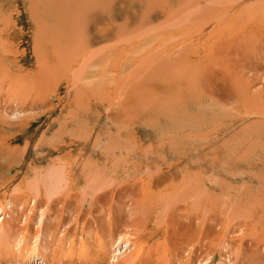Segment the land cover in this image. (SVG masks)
Wrapping results in <instances>:
<instances>
[{"label": "rangeland", "instance_id": "374dc122", "mask_svg": "<svg viewBox=\"0 0 264 264\" xmlns=\"http://www.w3.org/2000/svg\"><path fill=\"white\" fill-rule=\"evenodd\" d=\"M169 1H174L175 6H168L166 10L175 13L176 17L172 16V20H165L163 17L164 19L158 18L146 23L140 20L145 11L142 0H131L126 6L129 11L127 17L114 19L113 29L109 28V31L113 30V33L115 31L118 36L110 37V41L90 45L86 43V47L91 50L88 51L89 48L84 47L85 38H79L77 34L87 35L89 23L93 24L97 21L91 19L89 14L87 19L84 18L85 21L83 19L84 22L77 17L76 9L74 6L73 9L71 7L73 0H0V84L3 83L0 85V244L2 243L0 246L7 245L4 247L7 250L12 247L10 255L6 252L0 253V264L27 262H29L27 264H37L39 259L33 260L35 249H40L47 255L48 264L51 262L49 258H52L57 250L60 252L57 261H54L57 264H91V258L87 259L91 251H93L92 258L100 259L96 261L93 259L94 263L107 261L102 264L119 263V260H124L128 254H133L135 257L131 264H199L200 262L264 264V225L261 224H264V212H262L264 211V68H262L264 66L260 67V61L256 59L259 54L264 53V50H260L256 57L253 55L252 42L250 41V44L246 42L248 39L245 41L239 39L231 44V36L234 37L240 29L237 31L232 24V17L238 15V12L234 10L229 14L226 13V7L231 3L228 0H195L196 5L191 8L186 5L188 0L167 2ZM246 5L250 6L249 3L240 5L239 10L246 8ZM207 6L210 10L215 8V15H219L215 16L205 29L201 25L206 23L211 13ZM31 7L33 9L37 7L33 10L36 12H32ZM194 7L198 11L193 9ZM220 7L223 9L221 13H219ZM201 10L205 13L209 12L205 14L204 19L198 16ZM259 12L263 13L261 9ZM219 16L227 22L218 20ZM225 22L231 23L232 28L229 29L230 25H226ZM73 25L80 26L76 35ZM147 25H150V32ZM164 27H167V32L168 27L173 28L175 32L173 29L168 34L162 31L166 36L170 35L167 38L157 30L158 28L164 30ZM103 28L107 27L99 25V29ZM232 29L235 31L230 32ZM148 32H153V36ZM69 33L72 35L68 36ZM97 33L102 34L103 31ZM144 34L146 36L142 37ZM147 34L154 39L155 42L153 40L150 42H153L151 45L155 48L151 47L149 42L145 43V38L149 37ZM195 34L198 36L192 38L191 45L197 40L200 42L203 38H206L203 39L206 44L217 42L219 37L221 43L231 44L230 46L228 43L227 49L218 53L221 55L216 57L218 58L216 64L213 65V60L207 61L209 76L214 78L210 79L209 76L204 78L208 84L202 80L204 77L201 75L202 71L201 73L197 71V76L198 65L192 48L193 53L189 55V63L186 64L188 72L184 71L181 74L180 70L185 68L184 65L177 67L168 64L167 67L161 62L162 56L166 57L161 47L166 44H161L162 46L159 47L158 42L166 41L168 45L179 37L184 40ZM69 37L76 43L72 42L67 46L65 42ZM163 37L168 41L166 39L162 41ZM211 37L214 39L209 40ZM141 40L144 41L143 44ZM198 41L197 46L200 45ZM119 44L122 46L120 47ZM220 44L217 48L222 49ZM75 45L79 47L78 53L83 50L88 58L92 57L89 62H93L96 67L90 68L88 65L84 67L82 66L84 62L77 63L78 67H76L74 59L70 60L69 65L66 64L67 60L60 61L61 58L58 56L63 58L66 51L73 49L77 51ZM125 45L127 48L131 47L127 49ZM122 47L126 53L128 50L129 52L126 54ZM122 49L124 53L121 52ZM204 49L206 46L199 48V50ZM100 57L102 60L97 59ZM138 57L144 58L146 68ZM151 59L154 60L153 64L158 61L156 67L151 64ZM98 60H100L99 64ZM130 60H135L131 62L132 65L129 64ZM219 60L222 61L219 63ZM53 64L55 70H50V74L47 69ZM217 65L225 66L227 70L224 69L222 72V67L220 66V71ZM213 71L219 73L217 76L220 78H216ZM99 72L103 74L102 76L104 74L106 76L101 78ZM77 73L81 77L75 81ZM98 75L99 79H97ZM85 76L86 80L83 79ZM136 77L140 80L138 81ZM219 80L222 84L217 82ZM80 86L84 89L79 90ZM240 87L247 89L239 90ZM184 88L185 90H182ZM190 92L193 97L203 102L196 105L193 97L189 96ZM214 92H218L219 95ZM241 92H244L242 96ZM139 147L143 154L140 156L141 159L119 155L121 149L136 150ZM59 148L64 149L59 150ZM93 148L97 151L90 160L89 150ZM75 149H78L79 153H75ZM84 151H87L85 156ZM144 160L147 162L144 163ZM152 161L161 162L162 164L158 163L157 166L164 169L171 165L168 171L170 174H167L170 177L173 174L177 182L180 181L181 194H190V200L192 199L190 205L178 200V204L172 209L165 208L160 203H151L150 200L142 206V183L147 173L157 170L156 166L149 163ZM81 162L88 165L82 173L80 172L84 165ZM54 163L58 166L65 164L67 172L73 169L72 178L76 176L74 178L76 181L69 187L71 190L62 188L56 183L59 188L54 185L56 190L51 189L53 202L52 199L47 201L44 186H42L44 192L42 196L36 195L34 190L29 189H32V184L34 186L36 172L41 171L39 178L45 181L46 175L55 166ZM96 163H100L101 168L94 169ZM90 172L93 176L89 174ZM44 174L45 176L42 177ZM92 177L101 181V187L106 192L111 190L108 192L112 193L101 198L97 209L91 202L90 194L87 195L88 184ZM124 177L125 180L120 182L119 180H123ZM185 179L188 183H185ZM128 180L130 183L126 182ZM166 180L169 181L171 178ZM127 183L128 186L131 185L130 188L126 187ZM196 186L198 187L195 188ZM99 192L98 195H102V192ZM20 198L25 199V209L22 205L18 208L14 206V201ZM42 198L46 203L40 200ZM85 198L88 201L85 202ZM37 200L41 201L38 207ZM95 200L96 198L93 201ZM80 203H83L82 206ZM97 204L96 200L95 205ZM49 205L52 207L51 211L47 210ZM200 205L204 206V217L198 213ZM192 220L194 222H191ZM26 221L28 223H25ZM9 231H12L11 237L7 236L6 232ZM109 233L118 238L123 235L124 239H130L131 248H127L126 241L120 238V241L118 239V242L116 241L119 246L115 244L113 250L118 248L122 254L116 256L114 254L117 250L108 249V256L100 257L98 247L109 241H115V237L107 236ZM18 234L24 239L22 246H15L18 242V240L15 242ZM73 245V252L68 257ZM19 248L24 249L20 252L22 255L19 254ZM61 248L66 257L62 256L59 250ZM75 250L78 255L74 254Z\"/></svg>", "mask_w": 264, "mask_h": 264}, {"label": "bare ground", "instance_id": "6f19581e", "mask_svg": "<svg viewBox=\"0 0 264 264\" xmlns=\"http://www.w3.org/2000/svg\"><path fill=\"white\" fill-rule=\"evenodd\" d=\"M60 1V0H59ZM168 0H142V6H144V8H145V11L143 12V15H142V19L140 18V20L141 21H143L144 20V22L146 21V23L147 22H149V21H155V20H157L158 18H163V17H165V20L166 19H171L172 20V16H174V15H176L175 13H173V12H171L170 10H166V7H168V6H170V7H174L175 6V4H174V1L173 2H167ZM179 2L181 1V0H178ZM213 1V0H212ZM211 1V2H212ZM229 1V5H227V7H226V13L227 14H229V12H231V11H237L238 12V15H236V16H234V17H232V24H233V26L236 28V30L238 29H240L238 32H236L235 33V36L234 37H232L231 36V40H232V43L231 44H233L234 42H236V41H238L239 39H242V40H247L246 42H249V44L252 42V46L251 45H249V46H251V47H253V51H254V56H258V53L260 52V50H264V0H228ZM49 2H51V1H49ZM66 2V1H65ZM64 2V3H65ZM69 2V1H68ZM130 2H131V0H73V5L71 6L72 7V9H73V6H74V9H76V16L77 17H79L82 21H83V19L85 18V19H87L86 17H87V15L89 14V17H91V19H95L97 22H95V23H93V24H90L89 23V32H88V36H89V38L87 37V35L86 34H77V32H78V30H79V27L80 26H77V27H75L74 25V27H72V28H74V30H76L75 32V35L77 34V35H79V38H81V37H84L85 38V48H87L86 47V43H88L89 45L90 44H96V43H99V42H104V41H110L111 40V38H113V37H116V36H118V33L116 34L115 33V31H114V33H113V30L112 31H109V28H112L113 29V24H114V19H123V18H125V17H127V14H128V8L126 7L127 5H128V3L130 4ZM133 2V1H132ZM167 2V3H166ZM198 2V1H197ZM217 2V1H216ZM254 2V3H253ZM52 3V2H51ZM50 3V4H51ZM71 3V2H70ZM228 3V2H227ZM250 4V6H247L246 8L245 7H243V9H240L239 10V6L240 5H243V4ZM39 4V3H38ZM177 4H178V2H177ZM181 4V3H180ZM207 4V3H206ZM211 4V6H213V4L212 3H210ZM215 4V3H214ZM217 4V3H216ZM64 5V4H63ZM131 5H132V3H131ZM183 5V4H182ZM186 5H188V6H190V8L191 7H193V6H195L196 5V3H195V0L193 1V0H188V2H187V4ZM185 5V6H186ZM199 5H201V2H199ZM34 6V5H33ZM36 6V5H35ZM67 6V5H66ZM187 6V7H188ZM197 6H198V4H197ZM202 6V5H201ZM200 6V7H201ZM209 6V5H208ZM207 6V7H208ZM40 6H38V8H39ZM200 7H198V9L200 8ZM203 7V6H202ZM207 7H206V10H207ZM214 7H215V5H214ZM37 7H35L34 9H33V7H31V10H32V12H36V11H33V10H35ZM46 8H47V6H46ZM70 8V7H69ZM211 8V7H210ZM216 8H217V6H216ZM241 8V7H240ZM50 9V8H49ZM193 9H195V7L193 8ZM201 9V8H200ZM218 9V8H217ZM220 9V11H219V13H221L222 11H223V9H222V7H220L219 8ZM259 9H261L262 11H263V13H261V12H259ZM48 10V9H47ZM134 10V9H133ZM181 10V9H180ZM196 11H198L197 10V8L195 9ZM195 10H193V11H195ZM203 11H205L204 9H202ZM201 10V12H198V16L199 17H201V18H203V17H205V14L207 13H209V12H207L206 11V13L205 12H203ZM208 10H210L209 9V7H208ZM215 8H213V9H211L210 11H211V13H210V17H209V19L207 20V19H205V20H207L206 21V23L204 24H202L201 26H203V28H205V26L208 24V23H210V21L212 20V19H215L214 17L215 16H218L219 14H217V15H215L216 13H215ZM142 11V10H141ZM175 11V10H174ZM189 11V10H188ZM135 13H136V11H134ZM138 12V11H137ZM191 12V11H190ZM67 14V13H66ZM69 14V13H68ZM214 14V15H213ZM62 15V14H61ZM223 15H224V17H226L225 16V13H223ZM223 15H222V17H223ZM231 15V14H230ZM129 16V15H128ZM131 16V15H130ZM186 16V15H185ZM190 16H192V15H190ZM189 16V17H190ZM135 17V16H134ZM174 17H176V16H174ZM62 18V17H61ZM132 18V17H131ZM138 18V17H137ZM178 18V17H177ZM176 18V19H177ZM219 18V19H218ZM241 18V19H240ZM63 19V18H62ZM85 19H84V21H85ZM130 19V18H129ZM128 19V20H129ZM164 19V18H163ZM204 19V18H203ZM217 19L218 20H222V21H226L227 22V20L226 19H221L220 18V16L219 17H217ZM234 19V20H233ZM50 20V19H49ZM56 20H57V18H56ZM148 20V21H147ZM174 20V19H173ZM229 20H231V19H229ZM83 21V22H84ZM134 21V20H133ZM187 21V20H186ZM216 21V20H215ZM180 22V21H179ZM200 22H202L201 20H200ZM214 22V21H213ZM225 22V23H226ZM69 23V22H68ZM139 23H141V22H139ZM138 23V24H139ZM215 23V22H214ZM128 24V23H127ZM189 24V23H188ZM195 24V23H194ZM231 24V23H230ZM229 23L227 24L226 23V25H230ZM70 25V24H69ZM82 25V24H81ZM99 25H101V26H103V27H107V28H103V29H99ZM115 25V24H114ZM141 25H143V23L141 24ZM146 25V24H145ZM197 25H200V24H197ZM65 26H68V25H65ZM72 26V25H71ZM70 26V27H71ZM151 26H152V24H151ZM236 26H238L239 28H237ZM49 27H51V26H49ZM48 27V28H49ZM84 27V26H83ZM147 27H148V30H149V27H150V25L148 26L147 25ZM197 27H200V26H197ZM209 27H211L210 25H209ZM68 28V27H67ZM87 28V27H86ZM166 28V29H165ZM195 28H196V26H195ZM195 28H193V29H195ZM219 28V27H218ZM221 28H223V26L222 27H220V29ZM232 27H231V25H230V28L229 29H231ZM71 29V28H70ZM81 29V28H80ZM85 29V28H84ZM151 29V28H150ZM161 29H163V28H161ZM173 29V28H172ZM172 29H169V27H168V32H171L172 31ZM206 29V28H205ZM204 29V30H205ZM234 29V28H233ZM230 30V32L231 31H235V30ZM58 30V29H57ZM73 30V29H72ZM71 30V31H72ZM73 30V31H74ZM103 31V33L102 34H100V33H97L98 31ZM135 30V29H134ZM155 30V29H154ZM158 30V32H160L161 31V33L164 35V36H166V34H164L162 31H164L165 33L167 32V27H164V30H160V28H158L157 29ZM171 30V31H170ZM200 30V29H199ZM222 30V29H221ZM220 30V31H221ZM66 31V30H65ZM68 31V30H67ZM70 31V32H71ZM82 31V30H81ZM84 31H86V30H84ZM128 31V30H127ZM140 31H144V30H140ZM173 31L175 32V30L173 29ZM198 31V30H197ZM215 31V30H214ZM229 31V30H228ZM117 32V31H116ZM134 32H136V31H134ZM149 32H150V30H149ZM148 32V34H152V36H153V32L152 33H149ZM168 32H167V34H168ZM174 32H172V33H174ZM187 32V31H186ZM196 32V31H195ZM201 33H202V28H201V31H200ZM205 32H207V31H205ZM73 33V32H72ZM72 33H69L68 34V36H71L72 35ZM146 33V32H145ZM179 33V32H178ZM182 33V32H181ZM71 34V35H70ZM147 34V35H148ZM162 34H160V36H162ZM184 34V33H183ZM206 34H208V33H206ZM205 34V35H206ZM124 35V34H123ZM150 35H148L149 37H147V38H145V43H147V42H149V44L151 45V44H153V42H150V41H154V39L150 36ZM172 35V37H174L173 36V34H171ZM180 35V34H179ZM205 35H203L204 37H205ZM67 36V37H68ZM73 36H74V33H73ZM72 36V37H73ZM141 36V35H140ZM143 36H146V34H144V35H142V37ZM170 36V35H169ZM169 36H166L167 38H169ZM196 36H198V34H195V35H191V36H189V37H186V39H184L185 37H183V39L184 40H181L182 38L181 37H179V36H177V37H179V38H177V40L176 41H174V42H171L170 44H168L167 45V43H166V41H165V43L164 42H158L157 40V42H158V44H160L159 45V47L160 46H162L161 44H166V45H164V46H162L161 48H162V52L164 53L163 55L164 56H166V57H164L163 58V56H162V58H161V62L163 63V65L164 66H167L168 67V64H174V65H176L177 67H179L180 65H181V67H182V65H184L185 66V68L184 69H182V70H180L181 71V74H182V72H184V71H186V64H188L189 63V55H191V53H193L192 52V50H191V48L194 50V53H195V55H196V64L198 65V69H196V73H197V76H198V72L197 71H199V73H201V71H202V73H201V75L202 76H204V77H202L203 79V81H204V78L206 79V78H208V76H209V73H208V71H209V69H207V61H212L213 60V65L214 64H216L217 62V60H218V58H216V57H218V55H221V54H218V53H220V52H223V50L228 46V43H229V45L231 46V44H230V42H226V43H221V37H219V41H217V42H213V43H211V42H209L208 44H206L205 43V39L206 38H203V39H200V42L198 41V43L200 44L201 42H202V40H203V45H196V42L197 41H195V43L193 44V45H191V43H193L192 41H193V37H196ZM211 36V35H210ZM209 36V37H210ZM75 37H77V36H75ZM74 37V38H75ZM111 37V38H110ZM151 37V38H150ZM176 37V36H175ZM216 37V36H215ZM230 37V36H229ZM78 38V37H77ZM129 38V37H128ZM155 38V37H154ZM199 38V37H198ZM201 38V37H200ZM249 38H250V40H249ZM132 39H134V37H132ZM138 40L140 39V37H138L137 38ZM142 39H144V38H142ZM163 39V40H162ZM161 40L162 41H164L165 39H164V37L162 38ZM190 39H192V40H190ZM210 39H214V37H211V38H209V40ZM77 40V39H76ZM135 40V39H134ZM160 40V41H161ZM167 40V39H166ZM170 41L172 40L171 39V37H170V39H169ZM230 40V39H229ZM253 40V41H252ZM75 40L74 39H70V37L67 39V41L65 42L66 43V45L68 46H70V44L73 42V43H76V42H74ZM82 41V42H83ZM142 41V44L144 43V41L143 40H141ZM168 41V40H167ZM226 41V40H225ZM251 41V42H250ZM78 42V41H77ZM83 42V43H84ZM134 42V41H133ZM140 42V41H139ZM138 42V43H139ZM155 42V41H154ZM79 43V42H78ZM137 43V45L139 46V44ZM197 43V44H198ZM221 43V44H220ZM135 44V46H136V43H134ZM204 44H205V46H206V49H204V50H199V48L201 47V49H202V47H205L204 46ZM219 44L220 45H222V49L221 48H217L218 46H219ZM247 44V43H246ZM88 45V46H89ZM120 45V47L122 46V44H119ZM145 45V44H144ZM154 45H156L155 43H154ZM236 45V44H235ZM248 45V44H247ZM113 46V45H112ZM118 46V45H117ZM142 46V45H141ZM153 45H151V47H152ZM74 47H76V50L77 51H75V49H73V50H71V51H69V52H65L64 53V57L62 58V56H58V58H61L60 59V61L62 60V61H66L67 60V62H66V64H68L69 62H70V60L71 59H74L75 60V62H73V63H75V66L76 67H78V65H76L77 63L79 64V63H81V62H84L85 64H83L82 66H84V67H86L87 65H88V67H93V66H95L96 67V65L93 63V62H89V59H91L92 57H90L89 56V58H88V56L86 55V53H84V51L83 50H81V52H79L78 53V50H79V47H77L76 45L74 46ZM93 47V46H92ZM119 47V46H118ZM117 47V48H118ZM119 47V48H120ZM124 47H126V45L124 46ZM131 47V46H130ZM130 47H128V48H130ZM149 47V46H148ZM154 48H155V46H153ZM89 48V47H88ZM87 48V49H88ZM123 48V47H122ZM127 48V47H126ZM127 48V49H128ZM137 48H139V47H137ZM136 48V49H137ZM82 49V48H81ZM114 49V48H113ZM124 49V48H123ZM123 49L121 50V52H123ZM127 49H126V51H127ZM135 48H133V50H134ZM151 49V48H150ZM227 49V48H226ZM225 49V50H226ZM139 50V49H138ZM141 50V49H140ZM146 50H147V47H146ZM145 49H144V51H146ZM152 50V49H151ZM88 51H91L90 50V48H89V50ZM93 51V50H92ZM112 51V50H111ZM94 52V51H93ZM124 52H125V49H124ZM123 52V53H124ZM128 52H129V50H128ZM127 52V53H128ZM142 52V51H141ZM147 52V51H146ZM95 53V52H94ZM105 54H106V52H104ZM122 53V55L124 56H126V54H123ZM132 53V52H131ZM160 53V52H159ZM108 54V53H107ZM139 54V53H138ZM143 54H144V52H143ZM111 55H113V54H111ZM121 55V56H122ZM133 55H134V53H133ZM148 55V54H147ZM150 55H151V53H150ZM217 55V56H216ZM234 55V54H233ZM100 56V55H99ZM108 56H109V54H108ZM122 56V57H123ZM128 56V55H127ZM140 56H142V55H140ZM244 56V55H243ZM67 57V58H66ZM80 57V58H79ZM98 57V56H97ZM102 57V56H101ZM97 58V59H100V60H102V58ZM113 57H114V55H113ZM134 57V56H133ZM179 57V59H177ZM78 58V59H77ZM115 58V57H114ZM121 58V57H120ZM138 58H140L141 60H142V62H143V67H144V58H142V57H138ZM148 58V57H147ZM151 58H153V57H151ZM221 58V57H220ZM219 58V59H220ZM222 58H223V56H222ZM221 58V59H222ZM119 59V58H118ZM146 59V58H145ZM217 59V60H216ZM257 60H258V62L260 61V63H263V64H260L259 63V66L260 67H262V66H264V53H262V54H259V56H258V58H256ZM100 60H98V64H99V62H100ZM113 60V59H112ZM152 60V59H151ZM154 60H156V57H154ZM154 60H152V65H155V67L157 66L156 64H157V62L155 63V64H153V62H154ZM159 60V59H158ZM224 60V59H223ZM243 60V59H242ZM72 61V60H71ZM85 61H87V62H85ZM107 61H109V60H107ZM116 61V60H115ZM133 62L135 61V60H132ZM131 60H130V65H132V62ZM220 61H222V60H219V63H220ZM239 61V60H238ZM55 62H57V61H55ZM106 62V61H105ZM113 62V61H112ZM146 62H147V60H146ZM149 62H151V61H149ZM216 62V63H215ZM72 63V64H73ZM111 63V62H110ZM194 63V62H193ZM192 63V64H193ZM219 63H218V65H219ZM223 63V62H222ZM57 64H59V63H57ZM63 64V63H62ZM71 64V65H72ZM106 64V63H105ZM112 64H114V63H112ZM122 64V63H121ZM140 64V63H139ZM159 64V63H158ZM69 65V64H68ZM116 65V64H115ZM128 65V64H127ZM129 65V66H130ZM160 65V64H159ZM217 65V66H218ZM224 65V64H223ZM73 66H74V64H73ZM99 66V65H98ZM101 66V65H100ZM108 66H109V64H108ZM110 66H111V64H110ZM126 66V65H125ZM164 66H161V67H164ZM221 66V65H220ZM220 66H218L219 67V70L221 69V67ZM255 66V65H254ZM257 66V69L259 68L258 67V65H256ZM50 68H48L47 69V72L49 73V71L50 70H55V64H53V65H51V66H49ZM101 67H103V66H101ZM151 67V66H150ZM153 67V66H152ZM160 67V66H159ZM181 67H180V69H181ZM224 67V68H223ZM222 67V72H223V70L224 69H226L227 70V68H225V66H223ZM81 69H82V67H80ZM137 68V67H136ZM135 68V69H136ZM144 68H146V67H144ZM189 69L191 68L190 66L188 67ZM196 68V67H195ZM210 68V67H209ZM212 68H214V67H212ZM211 68V69H212ZM215 68H216V66H215ZM262 68H264V67H262ZM87 69V68H86ZM97 69V68H96ZM102 69V68H101ZM129 69V68H128ZM134 69V68H133ZM132 69V70H133ZM158 69V68H157ZM188 69V70H189ZM217 70H218V68H216ZM251 69H253V68H251ZM74 70V69H73ZM92 70V69H91ZM142 70H143V68H142ZM165 70V69H164ZM193 69L191 68V70L190 71H192ZM218 70V71H219ZM220 70V71H221ZM42 71V70H41ZM108 71V70H107ZM111 71V70H110ZM137 71V70H136ZM141 71V70H140ZM140 71H138V72H140ZM170 71V70H169ZM211 71V70H210ZM251 71V70H250ZM257 71V70H256ZM72 72V71H71ZM133 72V71H132ZM144 72V71H143ZM186 72H188V71H186ZM185 72V73H186ZM214 72V71H213ZM225 73H227L226 71H224ZM258 72V71H257ZM52 73H53V71H52ZM57 73H58V71H57ZM79 73V72H78ZM76 74V78H75V75H74V78H75V81H78L79 79H80V77H79V74ZM81 73V72H80ZM87 73L89 74L90 72L89 71H87ZM106 73V72H105ZM171 73V72H170ZM192 73V72H191ZM194 73V72H193ZM215 73V72H214ZM11 74V73H10ZM50 74H51V71H50ZM49 74V75H50ZM59 74V73H58ZM65 74V73H64ZM99 74H101L100 75V77L101 78H103L104 76H106L105 74H104V76H102L103 74L102 73H100L99 72ZM219 74V73H218ZM217 73H215V75L214 76H217L218 75ZM90 75H91V73H90ZM144 76H145V72H144V74H143ZM189 75V73H187V76ZM194 75V74H193ZM57 76V75H56ZM65 76H66V74H65ZM84 76V75H83ZM93 76H94V74H93ZM142 76V75H141ZM7 77H8V79L10 78L8 75H7ZM72 77V76H71ZM99 77V75H98V78L97 79H99L100 78ZM128 77V76H127ZM146 77V76H145ZM144 77V78H145ZM195 77H196V75H195ZM210 77V79H214V78H212V76L210 75L209 76ZM219 76H217L216 78H218ZM95 78H96V76H95ZM184 78H186V77H184ZM188 78V77H187ZM186 78V79H187ZM220 78V77H219ZM6 79V78H5ZM83 79H85L86 80V76L85 77H83ZM88 79V78H87ZM94 79V78H93ZM136 79H137V77H136ZM163 79V78H162ZM172 79V78H171ZM190 79V82H191V78H189ZM102 80V79H101ZM138 80V79H137ZM139 80H140V78H139ZM138 80V81H139ZM155 80V79H154ZM221 80V79H220ZM220 80L219 81H217V82H219L220 83ZM255 80V79H254ZM194 81V80H193ZM197 81V80H196ZM212 81V80H211ZM210 81V82H211ZM214 81V80H213ZM222 81V80H221ZM87 82V81H86ZM85 82V83H86ZM136 82V81H135ZM178 82V81H177ZM179 82H182V81H179ZM205 83H207L208 81H204ZM2 83V82H1ZM84 83V84H85ZM197 83V82H196ZM3 84V83H2ZM2 84H0V85H2ZM199 84V83H198ZM208 84V83H207ZM210 84H212V82L210 83ZM220 84H222V83H220ZM225 84V83H224ZM234 84H236V83H234ZM115 85V84H114ZM138 85V84H137ZM201 85V84H200ZM217 86H218V84H216ZM215 85V86H216ZM237 85V84H236ZM236 85H234V86H236ZM5 86V85H4ZM3 86V87H4ZM178 86V85H177ZM199 86V85H198ZM221 86V85H220ZM239 86V85H238ZM237 86V87H238ZM2 87V86H1ZM129 87H131L130 86V84H129ZM143 87V86H142ZM196 87H197V85H196ZM236 87V88H237ZM247 87V86H246ZM245 87V88H246ZM9 88V87H8ZM213 88V87H212ZM209 89V90H213V89ZM217 88V87H216ZM221 88V87H220ZM224 88V87H223ZM222 88V89H223ZM245 88H243L244 89V91L247 89H245ZM6 89V88H5ZM82 89H84V87L83 86H80L79 87V90H82ZM86 89V88H85ZM131 89V88H130ZM136 89V88H135ZM189 89V88H188ZM218 89V88H217ZM241 87H240V89L239 90H243ZM132 90H133V88H132ZM137 90V89H136ZM138 90H140V89H138ZM181 90V89H180ZM182 90H185V88L184 89H182ZM198 90V89H197ZM3 91H4V89H3ZM120 91H122V90H120ZM201 91V90H200ZM220 91V90H219ZM218 91V92H219ZM223 91H225V90H223ZM234 91H235V89H234ZM237 91V90H236ZM6 92V91H5ZM133 92V91H132ZM131 92V93H132ZM184 92H186V91H184ZM218 92H214V93H216L217 95H219L218 94ZM7 93V92H6ZM195 93V92H194ZM200 93V92H199ZM211 93V92H210ZM209 93V94H210ZM242 93H244V92H241V96H242ZM137 94V93H136ZM135 94V95H136ZM196 94V93H195ZM192 96V94H191V92L189 93V96ZM197 95V94H196ZM202 95H203V93H202ZM138 96H139V94H138ZM178 96H180V94L178 95ZM177 96V97H178ZM190 96V97H191ZM198 96H199V94H198ZM129 97V96H128ZM185 97V96H184ZM187 97H188V95H187ZM193 97V96H192ZM211 97V96H210ZM217 97V96H216ZM181 98V97H180ZM185 99V98H184ZM192 99H194L196 102H194L196 105H199L198 103H200V102H203V101H200V100H198L195 96L192 98ZM81 100V99H80ZM173 100V99H172ZM202 100V99H201ZM91 101V100H90ZM205 101V100H204ZM206 101H207V99H206ZM240 101H242V99L240 100ZM239 101V102H240ZM172 102V101H171ZM165 103V102H164ZM178 103V102H177ZM245 103V102H244ZM100 104V103H99ZM125 104V103H124ZM180 104H181V102H180ZM201 104V103H200ZM240 104V103H239ZM162 105H163V103H162ZM192 106H194V104L192 105ZM239 106V105H238ZM128 107V106H127ZM167 107V106H166ZM243 107V106H242ZM169 109V108H168ZM183 110V109H182ZM108 111V110H107ZM126 111H128V108H127V110ZM173 111V110H172ZM119 113V112H118ZM170 114H172V113H170ZM185 114V113H184ZM185 116V115H184ZM189 116V115H188ZM187 116V117H188ZM191 116V115H190ZM189 116V117H190ZM183 117V116H182ZM186 117V116H185ZM192 117V116H191ZM5 120V119H4ZM120 123V122H119ZM118 123V124H119ZM194 130V129H193ZM189 139V138H188ZM0 145H1V143H0ZM153 146V145H152ZM160 146V145H159ZM78 148V147H77ZM146 148V147H145ZM62 149H64V148H59V150H62ZM71 149V148H70ZM156 149V148H155ZM86 150V149H85ZM97 151V149H95V148H93V149H90L89 150V158H90V160H92L91 158H93V155H94V153ZM64 152V151H63ZM87 152V151H86ZM85 151H84V156H85V153H86ZM153 152V151H152ZM170 152V151H169ZM75 153H79L78 152V149H75ZM74 154V153H73ZM67 155V154H66ZM70 155H72V154H70ZM119 155H126V156H129V157H139L140 158V156H142L143 154H142V149H140V147L139 148H137L136 150H134L133 148H126L125 149V151H123V149H121V151H120V153H119ZM166 156V155H165ZM88 157V156H87ZM86 157V158H87ZM116 157L118 158V156L116 155ZM150 157H152V156H150ZM144 158V157H143ZM148 157H146V159H147ZM134 159V158H133ZM141 159V158H140ZM85 162V161H84ZM145 162H147V160H144V163ZM162 162H164V161H162ZM82 163V162H81ZM150 164H152V166H156L157 167V170L156 171H152V172H150V173H147L146 175V178L144 179L145 181H143V183H142V197H141V199H142V206L144 205V204H146V203H148V202H150V200H151V203H160V204H162L165 208H167V207H171L172 209H174V206H175V204H178V200H180V201H183V203L185 204V203H187V204H189L190 205V203L189 202H191V200H190V194L189 193H185V194H181V192L179 191V189H180V186H179V183H180V181L179 182H177V178L175 177V176H173V174H172V177H170L168 174H170V173H168V171H169V169H170V167H171V165L170 166H167V167H165V168H167V169H164V168H162L161 166H157L158 165V163H161V162H154V161H152V163L151 162H149ZM148 163V164H149ZM55 164V163H54ZM61 164V163H60ZM86 164V163H85ZM85 164H83L82 163V165H84L83 166V168H82V170H81V172L80 173H82V171H84L86 168H88V165H85ZM162 164V163H161ZM167 165V164H166ZM176 165V164H175ZM184 165V164H183ZM55 166H58V165H56L55 164ZM53 167V169L52 170H50V172H48V174L46 175V179H44L45 181H41V179L39 178V174L41 173V171H39L38 170V172H36V175L37 176H34V180H35V182H34V186H33V184H32V189L30 188L29 190H34L35 191V194L36 195H39V196H42L43 194H44V192H43V188H42V186H44L45 187V190H46V192H45V195L47 196V201H50L51 199L53 200V198H52V193L53 192H51V189H54V191L56 190L53 186L56 184V183H58L57 185L58 186H60L61 185V187L62 188H69V187H71V184L74 182V181H76L74 178L76 177H74V178H72V170L73 169H71V171L70 172H67L66 170H65V164H61V166L59 165L58 166V168H56V167ZM99 168L100 167V163H96L95 164V167H94V169L95 168ZM186 167V166H185ZM101 168V167H100ZM146 168H149V167H146ZM174 168V167H173ZM187 168V167H186ZM145 169V168H144ZM158 169L160 170L159 172H158ZM101 170V169H100ZM140 170L142 171V167L140 168ZM148 171V170H147ZM174 171V170H173ZM184 171V170H183ZM99 172V171H98ZM168 173V174H167ZM46 174V173H45ZM45 174L42 176V177H44L45 176ZM89 174H91V172L89 173ZM92 175V174H91ZM96 175V174H95ZM126 175H128V174H126ZM125 175V176H126ZM182 175V174H181ZM186 175V174H185ZM207 175V174H206ZM93 176V175H92ZM128 176H130V175H128ZM132 177V176H131ZM130 177V178H131ZM199 177V176H198ZM144 177H142V179H143ZM167 178H171V180H169V181H167L166 179ZM187 179V178H186ZM185 179V183L187 182V180ZM125 180V177H124V179L123 180H119L120 182H123ZM116 181H118V180H116ZM131 181H132V179H131ZM193 181V180H192ZM196 181V180H195ZM198 181V180H197ZM200 181H202V179H200ZM199 181V182H200ZM89 182V181H88ZM126 182H128V183H130V181L128 180V181H126ZM116 183V182H115ZM128 183H127V185H126V187L127 188H130L131 187V185L130 186H128ZM188 183V182H187ZM101 181H97L96 180V177L95 178H91V180H90V182H89V184H88V187L89 188H87V195H89L90 194V196L92 197L91 198V202H92V204L94 205V206H96V208L95 209H97V206H100V204H99V201L101 200V198L103 197V196H106V195H109L110 193V191L108 192H106L105 190H104V188H102L101 187ZM111 185H113L112 183H110ZM191 184V183H190ZM199 184V183H198ZM197 184V185H198ZM203 184V183H202ZM57 185H55V187L57 186ZM75 185V184H74ZM74 185H73V187H74ZM85 185V184H84ZM200 186H201V184H199ZM57 186V187H58ZM118 186V185H117ZM187 186H188V184H187ZM203 186V185H202ZM53 187V188H52ZM60 187V188H61ZM109 187V186H108ZM125 187V188H126ZM198 186H196L195 188H197ZM59 188V187H58ZM117 188H119V187H117ZM124 188V189H125ZM134 188V187H133ZM182 188H184V187H182ZM188 188V187H187ZM187 188H185V189H187ZM70 190H71V188H69ZM102 189V190H101ZM110 189H111V187H110ZM44 190V191H45ZM101 191L102 192V195H98V193L97 192H99V191ZM128 190H130V189H128ZM132 190V189H131ZM200 190V189H199ZM202 190H204V189H202ZM60 191V190H59ZM85 191V190H84ZM90 191V192H89ZM117 191V190H116ZM124 191V190H123ZM192 191V190H191ZM126 192H128V191H126ZM203 192H205V191H203ZM31 193V192H30ZM100 193V192H99ZM108 193V194H107ZM132 193V192H131ZM130 193V194H131ZM80 194V193H79ZM112 194V193H111ZM110 194V195H111ZM135 194H137V193H135ZM86 195V194H85ZM86 195V196H87ZM202 195V194H201ZM201 195H199V196H201ZM135 196H137V195H135ZM113 197V196H112ZM133 197V196H132ZM203 197H204V195H203ZM88 198V197H87ZM87 198H85V202L86 201H88V200H86ZM96 198V200H97V202H98V204L97 205H95V201H93L94 199ZM202 198V197H201ZM28 199V198H27ZM39 199V198H38ZM44 198H42V199H40V200H42V201H45V199L43 200ZM83 199H84V196H83ZM23 200H24V202H23ZM61 200V199H60ZM196 200V199H195ZM74 201V200H73ZM3 202V201H2ZM39 202H41V201H38L37 200V202H36V206L37 205H39ZM52 202V201H51ZM53 202H54V200H53ZM55 202H56V200H55ZM62 202V201H61ZM84 202V203H85ZM45 203H46V201H45ZM48 203V202H47ZM242 203V202H241ZM50 204V203H49ZM81 204V203H80ZM83 204V203H82ZM82 204H81V206H82ZM194 204V203H193ZM228 204V203H227ZM20 205H22L23 206V209H25V207H26V203H25V199L24 198H20V199H18V200H15L14 201V206L15 207H19ZM249 205V204H248ZM247 205V206H248ZM181 206V205H180ZM223 206V205H222ZM38 207V206H37ZM71 207V206H70ZM75 207V206H74ZM73 207V208H74ZM188 207V206H187ZM249 207V206H248ZM260 207V206H259ZM3 208V207H2ZM31 208V207H30ZM112 208V207H111ZM180 208V207H179ZM183 208V207H182ZM203 208H204V206L203 205H200L199 207H198V209H200V210H198V213L199 214H201V216L202 217H204V210H203ZM22 209V210H23ZM51 209H52V207H51V205H49V207L47 208V210L48 211H51ZM30 210V209H29ZM34 210V209H33ZM36 210V209H35ZM47 210H46V212H47ZM259 210V209H258ZM31 211V210H30ZM53 211V210H52ZM56 211V210H55ZM63 211V210H62ZM79 211V210H78ZM77 211V212H78ZM84 211V210H83ZM232 211V210H231ZM254 211V210H253ZM261 211V210H260ZM101 212V211H100ZM251 212V211H250ZM257 212V211H256ZM262 212H264V211H262ZM19 213H23V212H20L19 211ZM50 213H53V212H50ZM32 214H33V212H32ZM45 214V213H44ZM49 214V213H48ZM71 214V213H70ZM79 214V213H78ZM83 214V213H82ZM81 214V215H82ZM254 214V213H253ZM262 213H260V215H261ZM31 215V214H30ZM72 215V214H71ZM255 215V214H254ZM259 215V214H258ZM258 215H256V216H258ZM42 216V215H41ZM76 216V215H75ZM85 216V215H84ZM52 217V216H51ZM59 217V216H58ZM200 217V216H199ZM262 217V216H261ZM264 217V216H263ZM26 218H27V215H26ZM67 218V217H66ZM245 218V217H244ZM254 218V217H253ZM28 219H29V217H28ZM26 220V219H25ZM87 220V219H86ZM56 221V220H55ZM253 221H254V219H253ZM256 221V220H255ZM57 222V221H56ZM148 222V221H147ZM189 222V221H188ZM191 222H194V220H192ZM260 222V221H259ZM25 223H28L27 221L25 222ZM63 223H64V221H63ZM76 223V222H75ZM79 223H80V221H79ZM257 223H258V220H257ZM143 224L144 223H142V226H143ZM191 224V223H190ZM260 224V223H259ZM262 225H264L263 223H261ZM44 225V224H43ZM187 225H188V223H187ZM245 225V224H244ZM194 226V225H193ZM56 227V226H55ZM58 227V226H57ZM62 227V226H61ZM82 227H84V226H82ZM86 227V226H85ZM38 228V227H37ZM40 228V227H39ZM88 228V227H87ZM203 228V227H202ZM10 229V228H9ZM67 229H70V228H67ZM53 230V229H52ZM256 230V229H255ZM6 231V230H5ZM13 231V233H15L14 232V230H12ZM12 231H9V232H6L7 233V236L8 237H11V235H12ZM66 231V230H65ZM65 231H64V233H65ZM69 231V230H68ZM72 230L70 229V232H71ZM197 231V230H196ZM264 231V230H263ZM263 231H261V232H263ZM21 233V232H20ZM23 233V235H25L24 234V231L22 232ZM64 233H63V235H64ZM69 233V232H68ZM88 233V232H87ZM86 233V234H87ZM264 233V232H263ZM262 233V234H263ZM66 234H67V231H66ZM90 234V233H89ZM261 234V235H262ZM22 235V234H21ZM57 235V234H56ZM73 235V234H72ZM1 236V235H0ZM14 237L15 236H17V235H13ZM55 236V235H54ZM65 236V235H64ZM63 236V237H64ZM74 236V235H73ZM72 236V237H73ZM107 236L108 237H110V238H114L115 237V235L114 234H112V233H109V234H107ZM263 236V235H262ZM68 237H70V235L68 236ZM76 237V236H75ZM120 238H121V240L122 241H126V244L128 245L127 246V248H131V240L130 239H124L123 238V235H120L119 236ZM129 237V236H128ZM4 238V237H3ZM62 238V237H61ZM66 238V237H65ZM64 238V239H65ZM120 238H118V237H115V241H113V242H111V241H109V242H107L106 244H104V245H102V246H100V247H98V249L100 250V251H98V255L100 256V257H103V258H106L107 256H108V249H111L112 251H115V250H117V253L116 254H114V255H116V256H118V255H120V254H122V252H121V250L120 249H115V250H113V247L115 246V244H116V241H117V239L119 240ZM5 239V238H4ZM28 239V238H27ZM71 239V238H70ZM124 239V240H123ZM182 239H184V238H182ZM16 240H18V242L16 243V245L15 246H22V241L24 240L23 238H22V236H20V234H18V237L17 238H15V242H16ZM65 240H67V239H65ZM74 240V239H73ZM3 241V240H2ZM27 241V240H26ZM39 241V240H38ZM71 241H72V239H71ZM120 241V240H119ZM121 241V242H122ZM25 242V241H24ZM62 242H63V239H62ZM118 242V241H117ZM3 243H4V241H3ZM39 243V242H38ZM78 243V242H77ZM124 243V242H123ZM2 244V243H1ZM0 244V245H1ZM5 244V243H4ZM37 244V243H36ZM64 244V243H63ZM69 244H72V243H69ZM74 244V243H73ZM118 244V243H117ZM116 244V245H117ZM27 245V244H26ZM68 245V244H67ZM81 245V244H80ZM7 246V245H6ZM5 245L4 246H0V253L2 252H6L7 254H9L10 253V251H12L11 249H12V247H11V249H4V247H6ZM46 246V245H45ZM52 246H54V245H52ZM77 246H78V244H77ZM76 246V247H77ZM117 246H119V245H117ZM116 246V247H117ZM10 247V246H9ZM8 247V248H9ZM37 247V246H36ZM62 247V246H61ZM69 247H71V246H69ZM32 248L33 247H31V250H32ZM45 248V247H44ZM49 248H51V247H49ZM56 248H58V247H56ZM63 248H64V246H63ZM63 248H61V249H59L61 252H62V256H64V251H62V249ZM3 249H4V251H3ZM18 249V248H17ZM20 249V248H19ZM71 249V251L69 252V254H68V257H69V255L73 252L72 250L74 249V245L72 246V248H70ZM22 250H24V249H22ZM22 250L20 249V251H19V254H20V252H22ZM47 250V249H46ZM79 250H81V249H79ZM15 251V250H14ZM13 251V252H14ZM111 251V252H112ZM123 251V250H122ZM142 251H143V246H142ZM66 253H67V251H65ZM87 252V251H86ZM17 253V252H16ZM83 253H85V252H83ZM82 253V254H83ZM92 253H93V251H91L90 253H88V255H87V253H86V255H87V259L89 260V257L91 258V260H92V263L91 264H102L103 262L104 263H107V261H103V262H100V263H97V262H93L95 259L94 258H92L91 257V255H92ZM124 253V252H123ZM26 254V253H25ZM52 254V253H51ZM60 254V252L57 250V251H55V253H54V255H53V257L51 258H49L50 260H51V262L49 263V264H54V263H56V262H54V261H57V258L59 257L58 255ZM74 254H76V255H78L77 253H76V250H75V253ZM10 255V254H9ZM20 255H22V253L20 254ZM33 255V254H32ZM84 255V254H83ZM86 255L84 256V257H86ZM142 255H143V252H142ZM14 256H15V253H14ZM24 256V255H23ZM29 256V255H28ZM34 257H33V260H35L36 258H37V260L39 259V261H37L36 263L37 264H48V259H47V255H45L44 254V252H42V251H40V249H35L34 250V255H33ZM58 256V257H57ZM26 257H27V255H26ZM64 257H66V256H64ZM82 257V256H81ZM10 258V257H9ZM20 258V257H19ZM27 258H29V257H27ZM94 259V260H93ZM97 259H99V258H97ZM96 259V260H97ZM135 259V257L133 256V254H128V256L127 257H125V259L123 260H119L118 258L116 259V261H118L119 260V263L117 262V263H114V262H112L111 264H131L132 263V260H134ZM18 260V259H17ZM21 260V259H20ZM24 260V259H23ZM27 260V259H26ZM95 260V261H96ZM100 260V259H99ZM109 260H110V258H109ZM53 262V263H52ZM60 261H58V263H59ZM89 262V261H88ZM91 262V261H90ZM134 262V261H133ZM136 262V261H135ZM134 262V263H135ZM18 263V262H17ZM19 263H21V261H19ZM24 263V262H23ZM27 263H29V262H27ZM26 263V264H27ZM136 263H138V261L136 262ZM57 264V263H56ZM90 264V263H89ZM199 264H204V263H199Z\"/></svg>", "mask_w": 264, "mask_h": 264}]
</instances>
